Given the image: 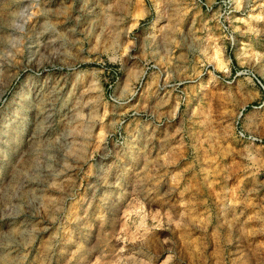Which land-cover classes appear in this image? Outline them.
Here are the masks:
<instances>
[{"label": "rangeland", "instance_id": "1", "mask_svg": "<svg viewBox=\"0 0 264 264\" xmlns=\"http://www.w3.org/2000/svg\"><path fill=\"white\" fill-rule=\"evenodd\" d=\"M206 2L0 0V264H264V0Z\"/></svg>", "mask_w": 264, "mask_h": 264}, {"label": "built area", "instance_id": "2", "mask_svg": "<svg viewBox=\"0 0 264 264\" xmlns=\"http://www.w3.org/2000/svg\"><path fill=\"white\" fill-rule=\"evenodd\" d=\"M196 2L198 4L204 5L207 10L213 9V5L207 4L206 0H196ZM216 4H219V1H215L214 5H216ZM226 6L230 7L231 4L229 3ZM247 74H250L257 81V83L261 86V88L264 90V85L261 82L260 78H258L254 73H247ZM239 123H240V120L238 119V121H237L238 126H239ZM237 135L240 139H243V140H252V141H259L260 140L256 135L247 133L242 127L237 128Z\"/></svg>", "mask_w": 264, "mask_h": 264}]
</instances>
